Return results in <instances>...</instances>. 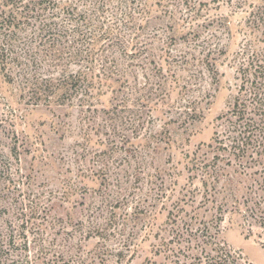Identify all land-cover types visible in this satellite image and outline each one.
Here are the masks:
<instances>
[{"label":"rangeland","instance_id":"obj_1","mask_svg":"<svg viewBox=\"0 0 264 264\" xmlns=\"http://www.w3.org/2000/svg\"><path fill=\"white\" fill-rule=\"evenodd\" d=\"M105 3L53 2L65 52L38 40L0 76V264H161L190 229L264 264V134L233 115L264 67V0ZM22 65L89 75L46 98Z\"/></svg>","mask_w":264,"mask_h":264},{"label":"trees","instance_id":"obj_2","mask_svg":"<svg viewBox=\"0 0 264 264\" xmlns=\"http://www.w3.org/2000/svg\"><path fill=\"white\" fill-rule=\"evenodd\" d=\"M55 1L0 0V76L2 79L13 80V63L20 62L25 56L34 59L35 62V55L39 56L42 53L40 48L33 47L38 40L49 56L65 52L66 48L57 43L59 39L55 37L62 38L63 28L57 29L56 23L52 22L54 15L51 17L49 11ZM81 1L85 4H97L98 0ZM100 1L106 4L105 0ZM90 22H93V19H90ZM95 34L101 37L100 33L92 31V35L96 36ZM63 38L66 36L64 35ZM23 41L26 43L24 45L28 46L21 48ZM32 50L35 51L32 53ZM262 68L264 67H258L253 73L248 68L243 70L244 85L241 88V97L239 96L234 104L233 115L237 117L236 129L239 132L244 129L245 133H250L246 141L249 140L251 142L249 144L252 145L258 144L259 137L264 134V71ZM18 73L19 78L25 80L29 88L49 86L53 93L45 94L38 90L46 98L56 96L57 92H61L59 98L63 97L69 90V82L72 79L81 80V75H85L86 79L89 75L88 72L83 74L81 72L74 77L66 76L65 73L60 77L45 75L31 77L24 65ZM242 93L245 95L242 96ZM237 144L240 147L241 143ZM218 236V231L212 233L208 229L177 231L166 244L165 254L164 251H159L157 255L163 256L164 262L161 264H248L227 245L219 242ZM182 257H184L183 260ZM185 258L191 261L188 262ZM145 264L158 263L148 261Z\"/></svg>","mask_w":264,"mask_h":264}]
</instances>
